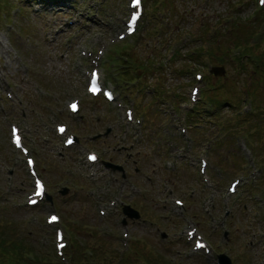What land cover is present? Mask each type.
I'll return each mask as SVG.
<instances>
[{
	"label": "rangeland",
	"instance_id": "rangeland-1",
	"mask_svg": "<svg viewBox=\"0 0 264 264\" xmlns=\"http://www.w3.org/2000/svg\"><path fill=\"white\" fill-rule=\"evenodd\" d=\"M261 6L258 0H144L139 33L122 41L117 34L129 0H0V221L13 218L16 241L26 233L36 243L33 254L47 250L62 264H215L221 251L233 264H264V39L257 50L246 49L264 33ZM238 25L253 30L243 33ZM215 36L230 45L227 59L218 61L224 75L210 73L222 56L216 60L211 52ZM92 67L114 90L112 102L88 94ZM193 85L200 87L197 101L190 97ZM74 98L77 113L68 108ZM131 107L137 114L129 120ZM61 122L79 139L70 147L67 133L55 130ZM11 123L20 126L47 185L35 207L27 202L33 177L10 141ZM108 127L107 136L92 138ZM130 141L140 151L131 173ZM88 151L122 163L128 176L100 159L90 163ZM235 178L233 193L228 185ZM62 186L68 191L60 192ZM124 204L141 218L126 217ZM53 211L61 220L49 226ZM194 225L210 252L194 249L187 233ZM57 227L68 241L62 255L55 250Z\"/></svg>",
	"mask_w": 264,
	"mask_h": 264
},
{
	"label": "trees",
	"instance_id": "trees-1",
	"mask_svg": "<svg viewBox=\"0 0 264 264\" xmlns=\"http://www.w3.org/2000/svg\"><path fill=\"white\" fill-rule=\"evenodd\" d=\"M236 29H239V31L243 32V33H245V31H247V29H245V27H243V26L239 27V25ZM228 30L233 31L234 27L233 28L230 27ZM252 30L247 31V32H251ZM217 39L220 40V37L215 36V38L213 39L217 43H216L215 48H212L211 52L216 51V53L213 54V56L216 60H217V55L220 52L222 56L217 60V63L219 60H221V63H223L227 59V54L229 53L228 51L230 50L229 49L230 45H228V43H223ZM242 39H244V37ZM239 41H241V40H238V42ZM235 42H237V41H235ZM245 42L247 43V41H245ZM250 45H252V46L246 47V49L248 51H253L254 49L257 50L256 49L257 47H255V44H250ZM246 54L247 53H245V56H247ZM260 54H261L260 61L262 60L264 62V52H260ZM197 55H198L197 53L191 51L188 54V57L191 60H194V59L196 60ZM172 56H174V53L172 54ZM245 56L242 55V56H239V58L241 60H243V57H245ZM217 63H215V64L217 65ZM221 63H218V65H223ZM242 63H241V66L243 67ZM253 65L255 66L254 63H253ZM230 89H232V87ZM1 193H2V190L0 188V198L2 197ZM5 216L6 215H3L4 218H5ZM11 219H13V218L9 217L5 220L2 219L3 221H0V264L2 262L4 264H62V262L60 263L55 258V256H52V257L48 256L49 251H47V250L43 251L42 249L39 248L40 249L39 252L33 254L32 244H34V242L31 238H29V235H26V233L21 234L20 239L18 241H16V237L14 236L15 227L10 226L13 223ZM72 235H73V237H76L75 231H72ZM75 244L76 243L74 241L71 244L72 246L70 248V254H72V255L74 254V253H72V251L74 250ZM73 259H74V257H73ZM75 261H74V263H76ZM77 262H79V261H77Z\"/></svg>",
	"mask_w": 264,
	"mask_h": 264
},
{
	"label": "water",
	"instance_id": "water-1",
	"mask_svg": "<svg viewBox=\"0 0 264 264\" xmlns=\"http://www.w3.org/2000/svg\"><path fill=\"white\" fill-rule=\"evenodd\" d=\"M212 71L216 74V75H224L225 74V68L223 65H219V66H214ZM107 166L111 167L112 169L116 170H122L123 166L119 165V164H115L113 162H106ZM64 191H67L66 189H64ZM124 212L132 218H138L140 216V213L135 210L134 208L130 207L129 205H125L124 206ZM220 261L222 264H232L231 263V259L230 257H228L225 254H220L219 255Z\"/></svg>",
	"mask_w": 264,
	"mask_h": 264
},
{
	"label": "snow or ice",
	"instance_id": "snow-or-ice-1",
	"mask_svg": "<svg viewBox=\"0 0 264 264\" xmlns=\"http://www.w3.org/2000/svg\"><path fill=\"white\" fill-rule=\"evenodd\" d=\"M133 3H134L135 6H139L140 3H141V0H133ZM139 17H140V12H139V11H136V12L132 15V17H131V22H130V23H131V26H130V28H129L130 31L134 30V26H135V24H136V22H137V19H138ZM90 90H91L92 92H97V91H99V88H98V85H97V82H96V79H95V78H94L93 81H92V88H91ZM76 108H77V105L73 104V105H72V109L75 111ZM61 131H63V129H61ZM15 142H16L17 146L20 145V137H19V136L16 137ZM70 142H71V141H70ZM90 159L95 160L96 157H95V156H92V157H90ZM30 163H31V162H30ZM234 187H235V186H234ZM39 194H43V185H39V192H38V195H39ZM32 203H35V201H32ZM178 203H179V201H178ZM51 219H52L53 221H55L57 218H56V217H52ZM59 246H60L61 248L64 247L63 244H60ZM197 247H201V248H203L204 245H202V244H198Z\"/></svg>",
	"mask_w": 264,
	"mask_h": 264
},
{
	"label": "flooded vegetation",
	"instance_id": "flooded-vegetation-1",
	"mask_svg": "<svg viewBox=\"0 0 264 264\" xmlns=\"http://www.w3.org/2000/svg\"><path fill=\"white\" fill-rule=\"evenodd\" d=\"M125 150L130 167H133V165L138 164L139 161L136 159L134 141H130L129 146Z\"/></svg>",
	"mask_w": 264,
	"mask_h": 264
},
{
	"label": "bare ground",
	"instance_id": "bare-ground-1",
	"mask_svg": "<svg viewBox=\"0 0 264 264\" xmlns=\"http://www.w3.org/2000/svg\"><path fill=\"white\" fill-rule=\"evenodd\" d=\"M77 112H79V110Z\"/></svg>",
	"mask_w": 264,
	"mask_h": 264
}]
</instances>
